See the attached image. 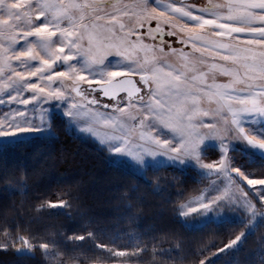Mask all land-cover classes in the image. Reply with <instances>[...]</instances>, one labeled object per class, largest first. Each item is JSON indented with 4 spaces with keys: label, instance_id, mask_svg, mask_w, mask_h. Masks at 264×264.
Listing matches in <instances>:
<instances>
[{
    "label": "snow or ice",
    "instance_id": "obj_1",
    "mask_svg": "<svg viewBox=\"0 0 264 264\" xmlns=\"http://www.w3.org/2000/svg\"><path fill=\"white\" fill-rule=\"evenodd\" d=\"M85 105L95 123L80 118ZM100 123L118 133L97 145L109 166L133 157L145 171L166 161L215 177L207 194L189 203L173 201V191L184 197L183 187L164 194L155 186L174 225L238 215L242 230L196 245L175 227L163 236L126 232L119 220L90 214L81 182L73 181L58 186L59 199L38 195L23 211L15 200L0 206V249L42 250L50 264L80 259L75 249L85 242L104 253L100 264L144 262L148 255L146 264H241V255L243 264H264V0H0V154H25L37 142L29 133L55 140L62 128L85 138L99 135ZM209 139L220 149L210 155L202 148ZM236 148L258 160H237ZM0 179L8 197L28 193L33 176L17 160ZM133 191L120 193L129 226L145 214ZM60 216L69 221L66 231L41 230ZM257 233L258 249H246ZM165 239L175 243L157 244Z\"/></svg>",
    "mask_w": 264,
    "mask_h": 264
},
{
    "label": "trees",
    "instance_id": "obj_2",
    "mask_svg": "<svg viewBox=\"0 0 264 264\" xmlns=\"http://www.w3.org/2000/svg\"><path fill=\"white\" fill-rule=\"evenodd\" d=\"M58 132L59 137L55 140L42 141L39 140V135L33 136L37 142L30 145L23 155L17 152L0 154V174H2L5 165L11 167L17 160H21L33 176V179L29 181L31 190L28 193L16 192L13 196L8 197L4 194V180L0 179V206L15 200L17 205L23 202V211L28 207L29 201H34L36 196L39 195L45 201L59 199L61 197L58 186L80 181L85 209L100 218L119 220V227L126 232L136 229L146 232L148 235L163 236L168 229L175 227L184 234L187 244L196 245L210 243L217 237L224 239L225 234L230 230H234L236 234L242 230L243 226L239 222L228 221L208 222L196 228L173 224L172 211L167 204H163L162 207L161 196L155 186L158 184L160 191L164 194L173 191L174 188L183 187L185 194L179 200L175 198L173 191V201L179 204L188 195L196 193L201 188V180L194 172L158 167L157 171L147 170L143 175H139L124 165L112 167L106 164L104 155L93 141L77 138L76 135L62 128H58ZM234 155L237 160L241 161L258 160V156L243 155L239 151H235ZM249 166L257 168L258 163ZM174 177H180L185 183L176 184ZM129 189H134L133 198L143 197L142 206L145 209V214L135 225L131 226L122 218L124 209L120 198V193ZM2 211L3 208L0 207V212ZM47 219L50 220V223L43 225L42 231L47 229L54 232L58 228L61 231L67 230L69 221L63 216ZM12 220L13 216L10 213L9 222L11 223ZM73 229L76 231V235L83 234L76 230L75 225H73ZM201 236H203L202 241L200 240ZM144 239L147 240L148 236H145ZM97 243H106V241H97ZM160 243L167 247L169 243H175V241L168 239L157 241V244ZM258 245L259 233L249 238L246 249H258ZM109 246L115 247L114 245ZM151 248L152 245L149 244V249L151 250ZM75 251L79 254L80 259H66L65 264H93V260L96 264H100V258L104 255L102 252L93 251L89 242H85ZM211 251L214 252L215 248H212ZM150 259L151 256L148 255L144 262L133 259L129 260L127 264H146V261ZM239 259L243 264V255ZM0 264H50V261L48 257L42 255V250H37L35 255H22L17 254L15 250L0 249ZM184 264H190V262L185 261Z\"/></svg>",
    "mask_w": 264,
    "mask_h": 264
},
{
    "label": "rangeland",
    "instance_id": "obj_3",
    "mask_svg": "<svg viewBox=\"0 0 264 264\" xmlns=\"http://www.w3.org/2000/svg\"><path fill=\"white\" fill-rule=\"evenodd\" d=\"M182 2L189 3V4L196 3V4H199V5H203V4H207L209 2V0H187V1H182ZM153 26H154V24H153ZM175 47L179 49V48L182 47V45H180L179 43H176L175 44ZM172 59L175 60V57H173ZM5 110H7V109H5ZM37 118H39V113L38 112H37ZM80 118L86 120L89 123H95V119L90 117V108L88 106H86V105H85L84 111L81 114V117ZM96 131H97V133L99 135H95V136L89 135V136L85 137V139H89V140L93 141L94 143H96L97 145L100 143V138L102 136H104L105 134H110V135L118 134V133H115L113 130H111V129L107 128L106 126H104L102 123L96 124ZM67 132L71 133L70 131H67ZM131 134L134 135V136H138L139 135V132L138 131H133ZM26 135H31L33 137V136L39 135V134H37V133H29V134H26ZM164 138H168V137L165 136ZM0 142H3V141L0 140ZM137 143H138V141L135 140V139H133L132 142H131V146L133 148H135V146H136ZM202 148H206V152L209 155L212 152H216V151H219L220 150L219 149V146H218V142L215 139H209V140L205 141V144L202 146ZM235 151H239L243 155H249V156L252 155L251 153H248V152L243 151V149H241V148H236ZM122 165L130 168L131 170H133L134 172H136L139 175H143L145 173V170L142 169V167L136 166L135 160H134L133 157H126L125 162ZM158 167H169L171 169L180 170V171H192V169H191L192 165L191 164H189L188 166H182V165L170 166V165L167 164L166 161H165V163H163L161 165H158ZM196 176L201 181H203V183H201V188L196 193H193L191 195H188L180 203H189L190 201L195 200L196 198H198V197H200L202 195L207 194L205 191H203L204 188H205V185L206 184L207 185H211L212 182L215 180V177L214 176H210V175L209 176H206V177H201L198 174H196ZM189 206L195 207L194 204H189ZM185 210L186 209H181V211H185ZM218 222L219 221L213 222V223H218ZM228 222H239V216L237 215L236 218L233 221H228ZM207 223L208 222L201 221V220H199V218H196V219L193 220V222L190 225H187V227H189V228H196V227L203 226V225H205Z\"/></svg>",
    "mask_w": 264,
    "mask_h": 264
},
{
    "label": "water",
    "instance_id": "obj_4",
    "mask_svg": "<svg viewBox=\"0 0 264 264\" xmlns=\"http://www.w3.org/2000/svg\"><path fill=\"white\" fill-rule=\"evenodd\" d=\"M182 1H187V0H182Z\"/></svg>",
    "mask_w": 264,
    "mask_h": 264
}]
</instances>
